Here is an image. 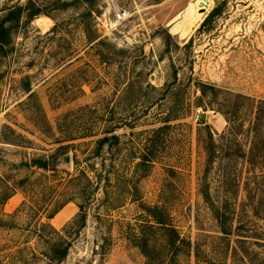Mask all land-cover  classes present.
<instances>
[{"label":"rangeland","instance_id":"1","mask_svg":"<svg viewBox=\"0 0 264 264\" xmlns=\"http://www.w3.org/2000/svg\"><path fill=\"white\" fill-rule=\"evenodd\" d=\"M197 1L0 0V19L23 7L18 22L5 24L0 52V264H45L50 231L39 223L59 231L77 213L64 204L66 176L32 168V159L69 174L76 159L91 181L100 175L99 201L70 231L60 264H144L131 240L150 221L141 205L161 208L189 242L177 264H208L224 244L201 193L229 200L236 179V203L264 202V169L245 173L238 147L218 139L223 113L235 112L245 129L264 101V0H201L199 14ZM209 130L218 152L235 156L207 166ZM111 134L117 146L92 155L93 142ZM250 137L238 136L242 150ZM141 154L150 162L135 171ZM259 218L251 220L264 225ZM146 234L159 243L154 227Z\"/></svg>","mask_w":264,"mask_h":264},{"label":"trees","instance_id":"2","mask_svg":"<svg viewBox=\"0 0 264 264\" xmlns=\"http://www.w3.org/2000/svg\"><path fill=\"white\" fill-rule=\"evenodd\" d=\"M23 7L16 6L9 10L7 14L0 19V52L6 45V39L8 38V30L5 27L6 23L18 22L22 16ZM216 10H212L207 18L213 17ZM34 14H27L26 17L30 19ZM93 41L89 40V43ZM206 85L199 84L196 88L199 91L200 96L204 94L203 89ZM247 100L246 97H240ZM252 120L247 128H243V123L237 121L233 117H236L235 112L223 113L226 128L225 131L219 134V142L231 141L238 147V152L235 153L236 157L241 158L246 166L245 173L249 172V169H255L257 167L264 169V162L260 163V160H264V101H258L254 106L252 113ZM165 123L168 121H164ZM163 125L156 130L160 131L165 127ZM4 128H6L4 126ZM9 130V129H8ZM11 133L13 131L10 130ZM243 133L251 134L250 141L247 149L244 151L241 149L240 142H238V136ZM204 152L206 155V164L211 166L218 157L229 158L231 154H220V147L218 152V146H215L212 139L210 130L206 133ZM91 154L97 156L99 151L106 146L111 149L112 146H117L118 136L111 134L109 136H102L96 139ZM217 152V153H216ZM150 162V157L145 154H141L138 157V161L134 165V170L137 171L140 167L147 166ZM31 167L42 170L50 171L53 174L59 172L66 176L65 185L69 189L67 197L64 199V204L73 203L77 209V213L72 220L62 226L57 231L52 228L49 223L40 224L41 227H46L50 231L49 237L43 238L45 240V253H42L46 259L45 264H60L67 255L70 247V231L75 234L78 229H82L85 225L86 208L93 202H98L95 198L94 192L98 190L99 174L93 173V181H91L82 170H78L76 167L77 161L74 159L73 165L75 172L69 174L66 170H57L56 165L51 169L48 167L47 161L44 159H32L30 161ZM21 166H29L24 162ZM84 183H83V182ZM234 190L230 195L229 200H221L212 202L209 199L207 192L201 193L204 202L207 204L209 211L214 217L219 232V239L224 244V254L215 260H210L208 264H264V225H257V223L251 219L259 218L261 214L264 215V202H254L252 199L245 196L244 200L236 203V193L238 184L234 179ZM22 180L19 181L21 183ZM94 182V183H93ZM90 188V193L87 194L86 187ZM136 191L135 187L130 189ZM243 190L249 192L244 184ZM251 192V190H250ZM11 193H6L1 202H5ZM144 212L150 219L147 223H140L137 228L134 229L131 240L133 244L139 249L141 255L144 258V264H177V258L182 253V249L189 246V242L181 238L176 229L169 223H167L168 217L166 213L157 206H145ZM61 205L57 206L52 212L46 215V219H51L60 209ZM260 219V218H259ZM263 221L264 220L260 219ZM2 221H0V226ZM256 224V225H255ZM160 237L159 243L156 241H150L146 229L153 228ZM64 235V236H62ZM41 238V237H40ZM106 243L109 242L108 238H104Z\"/></svg>","mask_w":264,"mask_h":264},{"label":"built area","instance_id":"3","mask_svg":"<svg viewBox=\"0 0 264 264\" xmlns=\"http://www.w3.org/2000/svg\"><path fill=\"white\" fill-rule=\"evenodd\" d=\"M125 12H120L118 10L114 11V18L116 21H122L124 19Z\"/></svg>","mask_w":264,"mask_h":264},{"label":"bare ground","instance_id":"4","mask_svg":"<svg viewBox=\"0 0 264 264\" xmlns=\"http://www.w3.org/2000/svg\"><path fill=\"white\" fill-rule=\"evenodd\" d=\"M201 0L197 1V2H193V5H194V8H195V12L198 13V11L200 10L201 8ZM199 14V13H198Z\"/></svg>","mask_w":264,"mask_h":264},{"label":"water","instance_id":"5","mask_svg":"<svg viewBox=\"0 0 264 264\" xmlns=\"http://www.w3.org/2000/svg\"><path fill=\"white\" fill-rule=\"evenodd\" d=\"M62 161H63V163H67L68 162V157L64 156Z\"/></svg>","mask_w":264,"mask_h":264}]
</instances>
